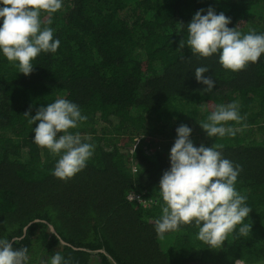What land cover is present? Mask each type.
I'll list each match as a JSON object with an SVG mask.
<instances>
[{
    "label": "trees",
    "instance_id": "16d2710c",
    "mask_svg": "<svg viewBox=\"0 0 264 264\" xmlns=\"http://www.w3.org/2000/svg\"><path fill=\"white\" fill-rule=\"evenodd\" d=\"M209 7L230 17V28L264 33V0H63L51 17L55 53H41L27 76L0 56V237L27 247L30 264H48L57 251L71 264H264V55L233 72L217 55L178 51L193 15ZM201 66L215 81L210 91L195 79ZM61 97L87 116L69 131L94 146L69 180L54 177L59 157L32 142L36 125L24 115ZM233 102L242 120L228 124L240 130L209 138L199 124L216 105ZM181 124L196 146L214 144L241 166L236 189L252 209L248 236L237 225L213 249L194 224L162 238L154 231L159 181ZM130 190L153 200L130 201Z\"/></svg>",
    "mask_w": 264,
    "mask_h": 264
},
{
    "label": "clouds",
    "instance_id": "9594fccd",
    "mask_svg": "<svg viewBox=\"0 0 264 264\" xmlns=\"http://www.w3.org/2000/svg\"><path fill=\"white\" fill-rule=\"evenodd\" d=\"M63 6V0H0V56L13 64L19 73L29 75L33 60L41 53H55L60 40L54 38L52 15ZM49 17L46 23L41 14ZM198 10L186 25L187 37L179 42L178 51L185 46L192 55L207 58L218 56L219 64L237 72L249 63H256L264 55V33H242L237 27H228L231 18L209 7ZM206 66L197 67L195 79L212 90L215 81L204 74ZM33 126L32 142L58 156L52 174L60 180H69L81 172L92 157L93 144L72 133L87 120L76 103L57 98L40 107L35 115L24 114ZM242 117L236 102L216 105L199 125L209 138L235 136L240 129L228 122L239 123ZM37 121L39 123H37ZM192 129L185 124L176 128V139L170 149V168L159 181L158 192L163 201L161 216L154 222V231L161 238L178 231L182 225L198 229L196 237L208 247H222L227 235L239 227L241 236H248L251 226L244 223L252 210L247 197L236 189L241 166L224 158L218 146H196L190 139ZM140 136L128 150L139 142ZM132 163L131 168L133 169ZM134 170V169H133ZM137 170V169H135ZM134 170V171H135ZM15 239V238H14ZM0 264H30L27 247L14 248L6 237H0ZM48 264H71L59 251L52 254Z\"/></svg>",
    "mask_w": 264,
    "mask_h": 264
},
{
    "label": "built area",
    "instance_id": "2783aa9c",
    "mask_svg": "<svg viewBox=\"0 0 264 264\" xmlns=\"http://www.w3.org/2000/svg\"><path fill=\"white\" fill-rule=\"evenodd\" d=\"M133 169H136V165L133 166ZM127 199L130 201H136L138 203H141L143 206H146L148 203L152 202V198H143L142 193L130 190L127 193Z\"/></svg>",
    "mask_w": 264,
    "mask_h": 264
},
{
    "label": "water",
    "instance_id": "95a60500",
    "mask_svg": "<svg viewBox=\"0 0 264 264\" xmlns=\"http://www.w3.org/2000/svg\"><path fill=\"white\" fill-rule=\"evenodd\" d=\"M37 220H39V219H35V221H37ZM43 222H45V223L47 224L48 229H49V231H50L51 233H55V234H56V231H55V229H54V227H53V225H52L51 223L46 222V221H44V220H43ZM27 226H28V225H27ZM27 226H25V227L23 228V231H24V232L26 231V227H27ZM59 240H60V242H61L62 244H68V245H70L69 243H67L66 241H64L63 239H61L60 237H59ZM74 248H75V249H82V248H78V247H74ZM100 251H101V252H104L103 249H100ZM234 264H246V263H245L243 260L238 259V260L235 261Z\"/></svg>",
    "mask_w": 264,
    "mask_h": 264
},
{
    "label": "rangeland",
    "instance_id": "374dc122",
    "mask_svg": "<svg viewBox=\"0 0 264 264\" xmlns=\"http://www.w3.org/2000/svg\"><path fill=\"white\" fill-rule=\"evenodd\" d=\"M137 137H139V136H137ZM140 137H143V136H140ZM134 142H135V140H134Z\"/></svg>",
    "mask_w": 264,
    "mask_h": 264
}]
</instances>
